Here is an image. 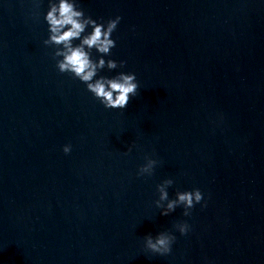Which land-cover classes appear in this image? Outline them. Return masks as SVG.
<instances>
[{
  "label": "water",
  "instance_id": "1",
  "mask_svg": "<svg viewBox=\"0 0 264 264\" xmlns=\"http://www.w3.org/2000/svg\"><path fill=\"white\" fill-rule=\"evenodd\" d=\"M78 4L122 18L104 59L125 66L98 75L135 73L137 95L106 109L57 70L49 0H0V264H264V0ZM165 179L202 192L190 216L160 214ZM161 231L167 256L144 246Z\"/></svg>",
  "mask_w": 264,
  "mask_h": 264
},
{
  "label": "clouds",
  "instance_id": "2",
  "mask_svg": "<svg viewBox=\"0 0 264 264\" xmlns=\"http://www.w3.org/2000/svg\"><path fill=\"white\" fill-rule=\"evenodd\" d=\"M44 19L48 25L49 36L43 43L45 46L55 48L53 59L56 60L57 70L60 73L71 74L84 83L87 91L106 109H125L130 99L137 95L139 85L135 73L119 72L111 78L98 75L105 68L111 71L125 66V61L104 59L105 56H110L111 49L116 47L112 34L122 18L116 16L100 23L85 14L78 0H49V8ZM89 28L90 32L87 31ZM77 40L79 43L75 44L74 41ZM93 49L100 54L96 59L91 55ZM70 151V144L63 146L65 154H69ZM131 151L132 148L129 147L124 155H129ZM157 164L156 159L146 156L145 163L137 170V176L151 177ZM173 183L172 179H165L156 186L159 198L155 205L164 216L183 206L182 214L188 217L195 205L203 200V194L195 188L191 191H177L176 198L169 199L168 188ZM174 227L181 235H186L190 230L186 221L178 222ZM175 241L176 236L173 233L161 231L155 237L151 234L146 235L144 246L154 254L167 256L172 252Z\"/></svg>",
  "mask_w": 264,
  "mask_h": 264
}]
</instances>
